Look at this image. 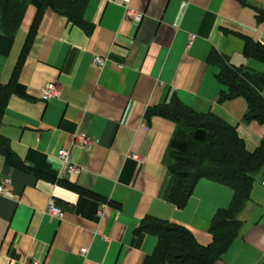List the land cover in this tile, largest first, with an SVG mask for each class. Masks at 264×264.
<instances>
[{"label":"crops","instance_id":"crops-1","mask_svg":"<svg viewBox=\"0 0 264 264\" xmlns=\"http://www.w3.org/2000/svg\"><path fill=\"white\" fill-rule=\"evenodd\" d=\"M131 7L145 17L130 20L108 0H87L81 23L45 9L18 70L26 93L10 97L0 127L23 165L7 164L0 153V179L13 182L11 195L0 194V264H142L158 243L140 229L149 216L187 228L201 245L213 241L211 225L235 191L201 178L183 208L169 202V147L179 124L148 111L178 99L234 125L254 152L264 124L245 121L244 97L218 101L223 86L213 58L264 73V62L245 54L243 36L264 45L256 14L264 0H131ZM36 14L29 5L10 54L0 56L3 83ZM96 55L106 58L102 68ZM50 82L60 96L44 101ZM83 131L99 141L73 145ZM68 147L82 168L75 177L63 175L58 157ZM263 172L238 215V237L214 264H264ZM51 200L64 218L48 214Z\"/></svg>","mask_w":264,"mask_h":264},{"label":"trees","instance_id":"trees-1","mask_svg":"<svg viewBox=\"0 0 264 264\" xmlns=\"http://www.w3.org/2000/svg\"><path fill=\"white\" fill-rule=\"evenodd\" d=\"M29 5L37 14L20 52L14 73L8 83L1 81L0 74V127L10 97L26 93V87L18 81V70L23 64L29 46L38 29L46 8L68 17L70 21L82 22L87 0H0V56H8ZM257 18L264 20V9L257 8ZM245 37V54L264 62V45L251 36ZM218 67L216 78L223 86L218 101L244 97L248 102L245 121L264 124V73L233 66L224 58H213ZM167 116L178 125L176 135L170 142L169 168L174 175L168 201L183 208L201 178L230 186L234 198L230 206L216 215L210 231L213 241L201 245L187 228L168 220L147 217L140 229L156 235L158 243L142 264H214L238 237L241 221L238 218L250 200L255 176L264 168V138L259 147L250 152L236 127L213 113L198 112L173 99L170 105L151 108L148 115ZM0 153L5 162L13 167H23L12 151L9 139L0 132Z\"/></svg>","mask_w":264,"mask_h":264},{"label":"built area","instance_id":"built-area-1","mask_svg":"<svg viewBox=\"0 0 264 264\" xmlns=\"http://www.w3.org/2000/svg\"><path fill=\"white\" fill-rule=\"evenodd\" d=\"M113 3L120 4L124 7V15L126 18L134 21H141L145 14L142 11H138L131 7V0H108ZM195 35L190 36L189 43L192 44ZM94 63L102 68L105 65L106 58L100 55H96L93 58ZM60 96V89L54 82H50L42 91L41 98L44 101L50 100L52 98H56ZM98 138L88 134L87 132H79L74 135L73 145H80L83 147H92L94 144L98 142ZM58 157L63 164L62 172L63 175H68L69 177L78 176L82 172V168L77 166L72 160V152L71 149L68 148H61L58 152ZM135 158H138L137 155H134ZM12 179L10 177L4 176L0 179V194L2 196H9L11 195L12 191ZM261 184L264 186V172L261 176ZM47 212L52 217H58L60 219L64 218L65 211L64 209L59 206L55 201L51 200L47 206ZM88 248L84 247L81 248V253L83 256L87 254ZM37 264V262L35 263ZM89 264V263H84Z\"/></svg>","mask_w":264,"mask_h":264},{"label":"rangeland","instance_id":"rangeland-1","mask_svg":"<svg viewBox=\"0 0 264 264\" xmlns=\"http://www.w3.org/2000/svg\"><path fill=\"white\" fill-rule=\"evenodd\" d=\"M8 58H10V57H8Z\"/></svg>","mask_w":264,"mask_h":264}]
</instances>
